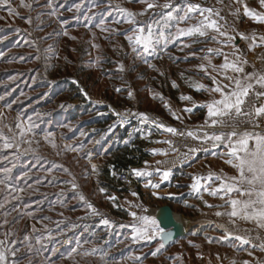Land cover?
<instances>
[{"label":"rangeland","instance_id":"obj_1","mask_svg":"<svg viewBox=\"0 0 264 264\" xmlns=\"http://www.w3.org/2000/svg\"><path fill=\"white\" fill-rule=\"evenodd\" d=\"M206 1L190 0L201 6ZM24 2L30 7L10 0L11 15L7 7L0 8V131L12 135L3 128L5 123L18 131L17 116L21 123L34 126L25 137L31 144L22 143L19 151L0 148V169H10L6 174L10 187L0 185V240H7L6 247L15 250V255L7 253V264H132L131 260L143 257L148 258L141 264H189L182 255L191 246L199 253L221 258L238 250L255 252L264 245V230L255 227L240 228L248 244L241 245L231 236L223 239L225 228L231 232L235 228H221L212 222L207 211L209 193H195L190 188L193 175L222 172L225 158L221 154L227 151L223 144L213 147L203 139L204 132L212 134L220 129L202 127L206 111L199 105L206 102L209 92L190 86L195 82L210 88L212 83L196 61L177 64L184 57L201 58L205 48L186 52L192 46L180 37L167 46L160 40L148 52L137 46L134 52L126 39L133 35V28L152 24L158 40L161 32L168 36L176 31L175 22L171 27L163 26L159 15L163 10L159 8L135 16L134 25L126 23L127 12L139 13L145 7L139 0H51V5L49 0ZM183 2L171 0L173 4ZM121 65L123 71L119 70ZM182 67L195 73L182 74ZM72 85L87 102L105 105L113 122L101 131L88 125L85 119L91 112L85 115L83 105L66 91ZM182 96L192 100H182ZM193 103L198 106L193 107ZM157 124L175 128L177 134ZM123 128L144 143L147 158L130 171L133 187L118 184L115 189L106 184L109 180L104 170L110 169L113 175L104 150ZM189 131L196 132L198 145L186 135ZM48 134L51 136L46 140ZM165 140L171 145L163 143ZM28 148L33 150L26 151ZM189 148L198 150L185 156ZM198 159L201 161L196 164ZM224 168L229 170L228 165ZM136 170L148 175L137 176ZM164 171L170 173L166 180L162 179ZM4 176L0 171V178ZM149 181L158 187L153 188ZM81 195L85 201L79 199ZM89 203L96 214L88 209ZM162 205L189 219L190 226L184 237L153 256L159 238H134L133 224L143 225L130 213L155 219L153 212ZM102 219L109 225L102 224ZM113 254L123 259L105 262ZM167 257L171 259L166 261Z\"/></svg>","mask_w":264,"mask_h":264},{"label":"snow or ice","instance_id":"obj_2","mask_svg":"<svg viewBox=\"0 0 264 264\" xmlns=\"http://www.w3.org/2000/svg\"><path fill=\"white\" fill-rule=\"evenodd\" d=\"M141 4L145 7L139 13L127 12L129 19H126V23L135 24V16L144 15L149 10L162 9L159 13L160 21H163L164 27H171L172 22L176 24L175 33H170L165 36L163 32L160 33L159 40L156 38V34L153 31L152 24H147L143 27L137 26L133 28V35L127 36L126 39L133 46L132 50L137 51V46L143 49L144 52H148L154 47L155 44L163 40L164 45L171 43L172 41L180 37H193V38H203L207 37L210 32L215 33L211 39L216 42H221L218 37L224 38L223 46H229L235 37L229 35L228 30L224 25L219 23L217 19L220 17L218 10H213L212 8H204L198 3H192L190 0H184L183 4H173L171 0H165V3L160 4L158 0H139ZM235 3L240 4L243 8L244 14L248 16L252 22L257 24H264V13H257L255 10L248 7L244 0H235ZM261 7H264V0H260ZM49 5H51V0H49ZM20 6L24 8H29L30 4L20 0ZM7 7L9 14H14V9L11 7L10 0H0V8ZM122 12L126 10L121 9ZM240 9L237 8L232 14L238 15ZM194 15L199 18L196 23L188 27H179L180 24H184L187 21L193 19ZM222 19V17H220ZM160 21H156L157 24ZM30 22V21H29ZM235 31V29H233ZM67 35V32L64 33ZM241 40L250 41L248 47L251 50L257 47V40H259V45H264V35L257 37L255 33L251 36L246 35L243 32H238ZM189 47L190 45H184ZM238 50L234 48L233 57L234 59H229L228 53H223L222 48H208L207 53L204 57L207 60V67L204 64L199 65L201 71L208 73V67H211L212 72L216 75H211L212 83L215 85L212 88H206L205 85L195 83L190 86L194 87L197 91L205 90L209 94H217L212 96L210 101L205 102L203 105L207 109V116L202 127H210L213 129H220V131H214L212 134L208 132L203 133V139L205 141L211 142L213 147L218 144H223L227 151L222 155L225 158V163L228 164L232 169L235 170L234 175H226L213 171H209L207 176H192V183L190 188L195 193H200L201 190L208 192L212 196L219 195L220 199L228 205L227 211L221 212L217 211L216 216H227L229 218V223L233 226L236 225L237 219L244 221H255L257 226L264 228V71H253L246 72L244 65L248 63L246 59H243L241 55H237ZM223 55L224 60L220 65H213L211 61L212 55ZM139 55V53H138ZM261 63L264 64V56L260 57ZM151 67V65H150ZM123 71V66L119 68ZM231 72L233 75H229ZM217 77H221L220 80ZM175 87V84H173ZM120 91V89H116ZM129 97L132 93H128ZM162 99V98H161ZM182 100L191 101L190 96H182ZM193 103V107H196ZM165 107H169L165 104ZM185 111L191 112L192 108H186ZM122 119L127 117L120 114ZM145 120L147 116L145 114H140ZM2 116V114H0ZM173 116L179 119L178 116L173 113ZM33 125L30 123H21L19 117H16L15 129L18 131H13V128L8 124H3V128L7 129L12 135L6 136L3 131H0V148L12 149L15 148L17 151L20 149L22 143L31 144V140L25 137L32 133ZM158 128L163 129L168 133L173 135L177 134V130L172 127H167L163 124H157ZM184 135V133H180ZM187 136L197 139L195 132L189 131L186 133ZM51 134L45 136L48 140ZM163 143L170 144L171 141L165 140ZM52 147L55 144L52 143ZM26 151H32L33 149L28 148ZM198 149L189 148L188 153L184 155L187 156L189 153H195ZM167 155V153H161ZM157 163H162L157 161ZM53 167H56L55 165ZM5 176L0 178V185H4L5 188L10 187L7 181V173L10 169L4 168L0 169ZM51 171V170H49ZM67 171V170H66ZM93 171H95V165H93ZM139 175H148V173H142L136 170L135 173ZM169 171H164L162 174V179L166 180L169 177ZM203 181V182H202ZM216 183L213 187L212 183ZM151 184V181H149ZM153 188L158 187L157 184H151ZM77 185L73 184V188ZM148 187V185H145ZM15 191V189H13ZM20 191H23L22 189ZM103 193L105 190L100 189ZM135 195V193H133ZM152 195H156L155 192ZM81 201H85V197L81 195L79 197ZM109 199L114 200L115 197H109ZM2 206V205H0ZM208 207H213V205H207ZM89 210L95 213V209L89 203L87 204ZM216 207H224V205H216ZM130 215L135 221L142 222V227H136L133 224L134 238H140L144 240H154L157 237L160 240V244L156 251L152 253L153 256L157 254L164 247V242L172 238V233L166 231L161 227L155 219H151L147 216H137L135 212H131ZM104 225H109L107 219H102L100 221ZM218 227L223 228V225ZM35 231V229H33ZM223 239L227 240L230 236L238 241L241 245L248 244L249 240L244 236L234 232L229 231L227 228L224 229ZM28 237H25L27 240ZM37 243L40 240L37 239ZM7 240H0V264H7V253L11 251L12 255H15V250H10L6 247ZM14 243V241H13ZM264 250V245L261 246ZM76 252L77 249H73ZM251 255V253H249ZM219 258V257H218ZM235 264V261L232 262ZM242 264H249L248 261H243Z\"/></svg>","mask_w":264,"mask_h":264},{"label":"crops","instance_id":"obj_3","mask_svg":"<svg viewBox=\"0 0 264 264\" xmlns=\"http://www.w3.org/2000/svg\"><path fill=\"white\" fill-rule=\"evenodd\" d=\"M244 2L248 5L249 8L255 10L257 13H264V7H261L260 0H244ZM202 7L212 8L214 11L218 10L220 13V17H222V19L220 17L217 18L219 20V23L225 26V28L229 32V35L234 36L235 40L229 46L224 47L223 46L224 38L218 37V40L221 41L219 43L213 41L211 37L216 34L212 32H210L207 37L194 38L198 41L201 39L205 40V43L202 45V47H204L206 51L205 53H203L204 55V56L202 55L203 57L201 56V58L195 60L197 62V67L199 68V65L201 64H204L207 67L208 62L207 60L204 59V57L208 55L207 53L208 48H214V49L222 48L223 53L229 54L230 60L234 59L232 53L235 48L238 50L236 54L241 55L243 59H246L248 61V63L244 65L246 72L250 73L253 71H264V64H262L260 60V57L264 56V45H259V40H257L258 46L249 50L248 45L250 41L241 40L239 35H237L238 32H243L249 36H251L253 33H255L257 37L262 36L264 35V24H257L252 22V20L244 14L242 6L240 4L235 3V0H207ZM237 8L240 9L239 14L233 15L232 13ZM198 18L199 17L197 15H194L193 19L187 21L184 24H181V27H188L195 24ZM233 29H235V31H233ZM223 60H224L223 55L214 54L211 56V61L213 65H220L223 62ZM207 71L211 75H216V73L212 72L211 67H208ZM201 73L204 74L206 77H208L210 82L212 83L211 75L206 74L204 71H201ZM228 74L233 75L231 72H229ZM217 79L220 80L221 77H217ZM214 86L215 85H213L212 83V86L210 88ZM213 95H216L217 98H219L217 94H211V95L209 94L208 97L206 98V102L210 101ZM205 111H206L205 116H207L206 108ZM191 139L193 140V142L192 141L191 142L195 145H198L200 142L198 138L193 139L191 137ZM200 161L201 159H198V162L196 164H198ZM222 163L224 164L222 171L223 174L229 176L235 174L234 169H232L225 162ZM225 165H228L229 170H226L224 168ZM202 173L204 172L202 171ZM208 195H209L208 205H213V207L207 209V211H209L208 216L211 215V217L213 218L212 222H215L218 225H223L224 227H233L235 228L233 232L237 234H242V233L244 234V231H241L240 228L246 229L247 227H255L264 230V228L258 227L255 221H244L237 219L236 225L233 226L232 224L229 223V218L227 216H219V217L216 216L215 213L217 211L224 212L229 210L228 205H226L224 201L220 199L219 195L217 196H212L210 194ZM222 204L224 205V207H216V205H222ZM184 219L188 221V225L190 226V220L187 218ZM260 240L262 243L263 238L261 237ZM190 250H188L186 253L182 255V257L184 256L185 258H187L186 260L189 261V264H232L233 261H235V264H242L243 261H248L249 264H264V250H262L261 247L259 249H256L255 252H251V255H249V253L246 251L238 250L235 252V255L233 256L230 253H228L226 255H223L221 258L213 257L211 254H207V253H202V252L199 253L194 246H191ZM196 252H198L197 256H196Z\"/></svg>","mask_w":264,"mask_h":264},{"label":"trees","instance_id":"obj_4","mask_svg":"<svg viewBox=\"0 0 264 264\" xmlns=\"http://www.w3.org/2000/svg\"><path fill=\"white\" fill-rule=\"evenodd\" d=\"M184 40L187 42H190V45L192 46L190 49H186L185 51L197 53L200 52L204 47L202 45L205 43L204 39L196 40L193 37H184ZM185 54H182L180 58H183ZM197 60L195 57H184L183 59H179L177 61V64H188L192 61L194 62ZM182 67L180 69V72L183 74H187V72L195 73V71H186ZM183 78V77H182ZM183 80V79H182ZM66 91H69L72 93V96H74L75 99H77L81 105L85 109L82 111L84 114H88L91 112V115L85 119V122L88 125H95L97 130H103L105 126L111 124L114 120L113 115H111L108 112V109L105 105H94L90 102H87L81 92L77 91V88L75 86H70L66 89ZM203 112V111H202ZM144 143L141 140H136L131 137V134L129 133V130L127 128L119 129L117 132V135L111 139V141L108 143L104 150V155L107 158V164L112 168V171L115 170H125L129 167H136L143 163V161L147 158V152L144 150ZM104 175L109 180L108 183H106L108 186H111L115 189H117L118 184H120L113 176H110V169L104 170ZM116 183V184H115ZM171 207V206H170ZM185 236V235H184ZM182 236V237H184ZM182 237L178 238L181 239ZM177 239V240H178ZM175 240V241H177ZM174 242L169 244L166 247H163L164 249H167L171 245H173ZM102 258V255H99ZM112 256H115L114 259H112ZM148 257H143V259H136L131 260L132 264H141L142 262H145ZM120 259H123L122 257L118 255H108L105 258V262L110 261H118ZM166 261H169L171 258L167 257L165 258ZM52 263H55L56 260H51ZM173 264H179L176 261ZM182 264V263H181Z\"/></svg>","mask_w":264,"mask_h":264},{"label":"water","instance_id":"obj_5","mask_svg":"<svg viewBox=\"0 0 264 264\" xmlns=\"http://www.w3.org/2000/svg\"><path fill=\"white\" fill-rule=\"evenodd\" d=\"M153 214L157 222L160 223L161 227L172 233V238L164 242V247L185 235V233H180L181 226L179 225L177 217L178 214L175 213L169 205H162L158 207L154 210Z\"/></svg>","mask_w":264,"mask_h":264},{"label":"built area","instance_id":"obj_6","mask_svg":"<svg viewBox=\"0 0 264 264\" xmlns=\"http://www.w3.org/2000/svg\"><path fill=\"white\" fill-rule=\"evenodd\" d=\"M128 112L131 111V109L127 108ZM131 167H129L128 169L125 170H115L112 171V175L113 177L122 185L124 186H128V187H133L134 186V182L131 179Z\"/></svg>","mask_w":264,"mask_h":264},{"label":"bare ground","instance_id":"obj_7","mask_svg":"<svg viewBox=\"0 0 264 264\" xmlns=\"http://www.w3.org/2000/svg\"><path fill=\"white\" fill-rule=\"evenodd\" d=\"M178 217V221H179V225L181 226V229H180V233L183 234L185 233L186 234V231L188 229V221L185 220L181 215H177Z\"/></svg>","mask_w":264,"mask_h":264}]
</instances>
